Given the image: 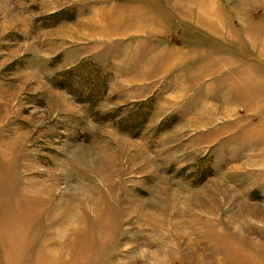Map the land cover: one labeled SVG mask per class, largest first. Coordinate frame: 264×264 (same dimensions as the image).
<instances>
[{"label": "rangeland", "instance_id": "rangeland-1", "mask_svg": "<svg viewBox=\"0 0 264 264\" xmlns=\"http://www.w3.org/2000/svg\"><path fill=\"white\" fill-rule=\"evenodd\" d=\"M0 264H264V0H0Z\"/></svg>", "mask_w": 264, "mask_h": 264}, {"label": "crops", "instance_id": "crops-1", "mask_svg": "<svg viewBox=\"0 0 264 264\" xmlns=\"http://www.w3.org/2000/svg\"><path fill=\"white\" fill-rule=\"evenodd\" d=\"M151 45V44H150ZM142 49V48H141ZM143 50L144 49H142L141 50V53L139 52V49H136V48H132V49H130L128 52H125V54H124V60H123V63H128V62H131L132 60H135V61H139L140 60V57L143 55V53L144 54H146V55H148V53H149V55L150 56H152V58L149 60V61H147V63L142 59L141 60V62L142 63H144L145 64V67L144 66H141V69L139 70H137L138 72H140V73H142L143 72V70H144V68H150L149 69V71H148V73H146L147 75H149L150 77H154V74H153V72H152V69H153V67L155 66V65H157V61H158V54H156L157 52H159V51H157V49H155V48H148L147 50H145L144 52H143ZM165 52H166V54H165ZM174 52H175V50H170L169 48H167V51H162V52H159L160 54H163V55H167V56H169V55H174ZM176 52H178V54H184V56H186V54L189 52V51H187V50H176ZM138 57H139V59H138ZM144 67V68H143ZM151 72V73H150ZM148 82L150 83V82H152V81H149L148 80ZM134 83H136V80H134ZM147 87H149V85H147L146 86V88ZM147 90V89H146ZM148 91H149V89H148Z\"/></svg>", "mask_w": 264, "mask_h": 264}, {"label": "trees", "instance_id": "trees-1", "mask_svg": "<svg viewBox=\"0 0 264 264\" xmlns=\"http://www.w3.org/2000/svg\"><path fill=\"white\" fill-rule=\"evenodd\" d=\"M71 72H73V70H71ZM79 76V75H78ZM87 76H88V73H87ZM88 85V82L86 81V84L83 86L84 88H86V89H91V88H95V87H93L94 85H91V83L89 84V86H87ZM89 87H91V88H89ZM96 90V89H95ZM149 102H151V100L150 101H148V103L147 102H145L144 104H149ZM150 109H151V107H150ZM135 113H137L138 115H141L142 114V110H141V112L140 113H138V111L136 110L135 111Z\"/></svg>", "mask_w": 264, "mask_h": 264}, {"label": "bare ground", "instance_id": "bare-ground-1", "mask_svg": "<svg viewBox=\"0 0 264 264\" xmlns=\"http://www.w3.org/2000/svg\"><path fill=\"white\" fill-rule=\"evenodd\" d=\"M184 3H185V2H184ZM185 4H187V2H186Z\"/></svg>", "mask_w": 264, "mask_h": 264}]
</instances>
